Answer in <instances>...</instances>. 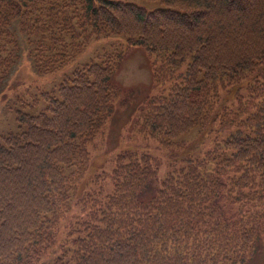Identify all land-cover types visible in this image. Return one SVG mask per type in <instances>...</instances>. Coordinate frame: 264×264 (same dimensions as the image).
Segmentation results:
<instances>
[{
  "label": "trees",
  "instance_id": "16d2710c",
  "mask_svg": "<svg viewBox=\"0 0 264 264\" xmlns=\"http://www.w3.org/2000/svg\"><path fill=\"white\" fill-rule=\"evenodd\" d=\"M159 1L0 0V90L21 57L15 25L38 73L72 63L92 37L121 35L151 59L154 84L172 82L133 115L171 151L167 173L159 157L123 151L111 191L95 178L86 190L88 147L116 101L133 100L113 80L125 50L33 95L37 113L16 110L17 130L0 136V264H39L61 226L64 264H244L264 247V0ZM198 126L225 137L184 151Z\"/></svg>",
  "mask_w": 264,
  "mask_h": 264
},
{
  "label": "rangeland",
  "instance_id": "374dc122",
  "mask_svg": "<svg viewBox=\"0 0 264 264\" xmlns=\"http://www.w3.org/2000/svg\"><path fill=\"white\" fill-rule=\"evenodd\" d=\"M136 5L145 7L148 10L164 8L165 5L159 0H122ZM15 32L20 37L21 57L18 59L10 72L8 79L3 84L0 90V136L9 131L17 130L16 110L24 112L37 113L44 103L40 102L35 108L29 107L32 102L33 95L41 94V92H56L63 78L70 74L73 69L80 67L84 63L90 61L101 62L107 60L109 56H113L119 50H125L123 61L118 66L117 73L114 76V83L123 89H131L133 100L131 103L116 101L115 111L106 127L102 129L94 142L89 145L90 164L88 175L92 179L88 189L95 188L98 183L94 182V178L99 182H104L107 191L112 190L111 171L114 168L117 156L123 151H130L137 155L147 153L154 159L160 158L159 176H165L167 173L166 167L170 162L171 151L162 148L155 139L138 131L135 125V109L138 102L149 94H168L172 88V82L164 81V83H156L152 79L151 59H149L142 48L134 46L129 47L126 38L123 36L113 35L105 38L94 39L85 47L84 51L77 56L72 63L64 68L51 73H38L33 67V58L30 55V47L24 40L23 35L14 26ZM54 60L57 64L52 66L62 65L64 59L56 57L53 53ZM128 96L131 94L128 93ZM131 98V97H130ZM217 128V127H216ZM201 128L198 126L189 134L184 135L179 140L184 151L195 153V148L190 145H197L201 141L204 142V149L214 142L216 136L222 134L219 130L210 135L201 133ZM225 137V136H224ZM223 137V138H224ZM203 149V150H204ZM198 151V150H197ZM181 154V153H179ZM81 207L75 208V213ZM66 223H68L66 221ZM62 227V235L56 245L53 253H49L44 257L39 264H64V257L61 254V244L65 240H70L67 235V228ZM62 239V240H61ZM60 245V246H59ZM69 245H66L67 248ZM60 248V249H59ZM71 248V247H70ZM244 264H264V247L260 250L256 258Z\"/></svg>",
  "mask_w": 264,
  "mask_h": 264
}]
</instances>
